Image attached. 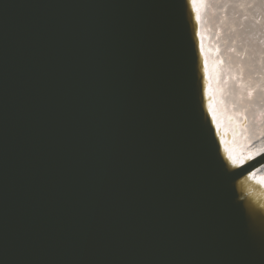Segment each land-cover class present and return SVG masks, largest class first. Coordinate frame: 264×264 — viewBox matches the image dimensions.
<instances>
[{
    "label": "water",
    "instance_id": "water-1",
    "mask_svg": "<svg viewBox=\"0 0 264 264\" xmlns=\"http://www.w3.org/2000/svg\"><path fill=\"white\" fill-rule=\"evenodd\" d=\"M208 44L194 0H0V264H264Z\"/></svg>",
    "mask_w": 264,
    "mask_h": 264
},
{
    "label": "bare ground",
    "instance_id": "bare-ground-1",
    "mask_svg": "<svg viewBox=\"0 0 264 264\" xmlns=\"http://www.w3.org/2000/svg\"><path fill=\"white\" fill-rule=\"evenodd\" d=\"M194 5L209 40V106L216 125L230 134L224 148L232 160L252 156L264 150V0ZM258 178L264 184V172Z\"/></svg>",
    "mask_w": 264,
    "mask_h": 264
}]
</instances>
